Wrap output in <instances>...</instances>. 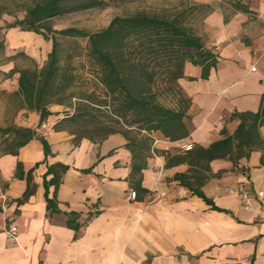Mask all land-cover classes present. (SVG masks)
Listing matches in <instances>:
<instances>
[{
	"label": "crops",
	"instance_id": "crops-1",
	"mask_svg": "<svg viewBox=\"0 0 264 264\" xmlns=\"http://www.w3.org/2000/svg\"><path fill=\"white\" fill-rule=\"evenodd\" d=\"M196 1L216 3L196 32L217 52L216 62L203 78L201 65L185 61L176 79L179 92L159 100L183 110V137L171 140L160 130L137 128L130 134L133 126H126V134L75 139L70 130L53 127L64 115L62 105H50L52 113L41 121L37 111L24 109L17 123L35 128L51 152L45 155L32 138L17 154H0V264H264V144L246 156L212 158L209 170H202L207 176L200 189L221 209L175 176L184 172L193 181L195 168L170 162L193 144L208 146L233 134L235 111L261 106L258 131L264 139V0H241L246 10L226 0ZM145 135L148 144L139 147ZM18 160L21 177L15 173ZM56 161L69 168L57 187L48 185V206L43 173ZM134 164L142 166L138 187L130 176ZM31 167L34 191L19 201ZM131 189L134 198L127 196ZM157 190L164 195L149 203L147 194ZM11 225L14 238L6 234Z\"/></svg>",
	"mask_w": 264,
	"mask_h": 264
},
{
	"label": "trees",
	"instance_id": "trees-1",
	"mask_svg": "<svg viewBox=\"0 0 264 264\" xmlns=\"http://www.w3.org/2000/svg\"><path fill=\"white\" fill-rule=\"evenodd\" d=\"M226 2L233 9H247L241 0ZM106 3V0H32L25 7L23 17L8 24L9 27L18 26L22 30L34 31L51 41L50 50L41 65L22 50L7 56L11 59L14 55H22L32 60L30 65L12 68L18 72L15 92L21 97L20 108L37 111L41 121L52 113L50 105L54 103L72 107L71 112H65L53 125L57 129L65 128L61 125L62 121L81 115H96L92 109L103 107L107 110L109 119L116 122L122 120L128 127L145 129L147 132L160 130L171 140L183 137L187 133L182 119L183 110L166 106L158 98L161 91L167 95H174L179 91L168 84L159 88L160 83L157 80L162 77V81L170 82L182 76L185 61L201 65V77H207L210 67L216 62L217 52L205 47L200 36L184 21L190 15H196L202 20L213 10V6L211 3L189 1L185 7L173 14L144 10L116 14L106 25L94 31L75 26L57 29L49 21L52 17L69 11L103 6ZM228 15L229 13L224 14V21L228 19ZM57 33L85 37L86 43L83 47L63 48L56 37ZM5 48L4 36L0 34V55L5 53ZM77 58L78 63H75ZM83 73L91 76L93 86L78 94L72 90V86L78 78L81 79ZM234 115L239 118V123L233 134L216 139L208 146L193 144L183 153L173 154L170 160L186 161L195 168L193 181L184 172H178L175 176L190 187L193 193L217 209L221 208L214 205L200 189L207 176L202 170H209L208 161L226 155L231 159L246 156L252 148L264 144L258 131L261 106L256 111H235ZM119 132L126 134V130ZM0 133L10 143V147L1 153L17 154L19 147L32 138L40 141L45 155L51 152L47 139L33 127L16 123L0 125ZM148 140L149 136L145 135L139 142V147H146ZM261 161L264 162L263 156ZM68 168V164L56 161L48 164L43 173L48 206H51V199L47 196L48 185L57 187L62 173ZM141 168L140 165L132 166L130 176L135 187L139 186ZM32 169L33 167L26 172V188L18 198L19 201L26 199L34 191ZM88 170L89 168L82 169ZM15 173L20 177L23 174L19 160ZM49 173L51 176L46 178Z\"/></svg>",
	"mask_w": 264,
	"mask_h": 264
},
{
	"label": "rangeland",
	"instance_id": "rangeland-1",
	"mask_svg": "<svg viewBox=\"0 0 264 264\" xmlns=\"http://www.w3.org/2000/svg\"><path fill=\"white\" fill-rule=\"evenodd\" d=\"M32 0H0V34L5 39V53L0 55V125L7 126L12 123H17L19 117L26 114L24 109L20 108L21 97L16 94L17 75L18 72L12 68H18L32 64L30 58L22 55H14L9 59L8 55H13L19 50L24 51L31 56L38 65H41L46 57V53L50 50L47 42L49 39H44L39 33L30 30H22L18 26L9 27L8 24L23 17L25 7ZM199 3L196 0H106L103 6H95L87 9H79L66 12L62 15L54 16L49 21L53 28H63L67 26H75L87 31L97 30L110 20L116 14H129L137 10L146 12H157L161 14H173L180 8L185 7L188 2ZM216 4L211 2V5ZM185 24L192 28L196 33L201 24V20L196 15H190L184 21ZM60 45L63 48L83 47L86 43L85 37H71L56 34ZM51 46V45H50ZM49 48V50H47ZM79 58L75 63H78ZM79 70H83L79 68ZM80 72V71H79ZM157 80L160 83L159 88L166 84L177 88L176 80L165 82ZM93 83L89 74L83 73L81 79H77L72 86V90L76 93H81L82 90L92 88ZM178 89V88H177ZM170 96L161 91L158 93V98L165 102ZM58 104V103H54ZM62 105V104H60ZM61 112H71L72 107L62 105ZM27 110V109H26ZM107 111V110H106ZM105 108L92 109L96 115H81L73 119L62 121L61 125L75 134V139L82 137L98 141L108 133L127 130L124 121L119 122L109 119ZM130 134H135L136 129H130ZM147 136V135H146ZM145 137V136H144ZM7 137L0 133V154L2 151L10 147ZM147 140V139H146ZM145 146V145H144Z\"/></svg>",
	"mask_w": 264,
	"mask_h": 264
},
{
	"label": "built area",
	"instance_id": "built-area-1",
	"mask_svg": "<svg viewBox=\"0 0 264 264\" xmlns=\"http://www.w3.org/2000/svg\"><path fill=\"white\" fill-rule=\"evenodd\" d=\"M251 69H254V66H251ZM42 126H44V124H42ZM156 141V139H153V143ZM257 194L258 195H262V191H257ZM136 195V192L135 190L131 189V190H128V193H127V196L129 198H134ZM164 195V191L163 190H157V192H152V193H148L147 194V201L149 203L151 202H154L156 200H159L162 196ZM241 195L242 197L244 198V202L245 204L248 203V192L246 190H243L241 192ZM6 234L9 236V237H12L14 238L15 235H16V227L15 225H11L7 230H6Z\"/></svg>",
	"mask_w": 264,
	"mask_h": 264
}]
</instances>
